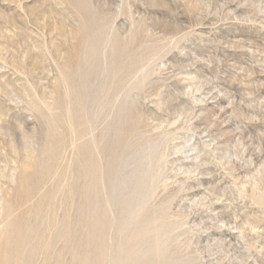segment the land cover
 <instances>
[{
    "label": "rangeland",
    "instance_id": "rangeland-1",
    "mask_svg": "<svg viewBox=\"0 0 264 264\" xmlns=\"http://www.w3.org/2000/svg\"><path fill=\"white\" fill-rule=\"evenodd\" d=\"M121 132L118 178L158 170L150 207L179 264H264V0H0V264L76 263L80 145L101 173ZM52 140L54 168L17 198Z\"/></svg>",
    "mask_w": 264,
    "mask_h": 264
},
{
    "label": "bare ground",
    "instance_id": "bare-ground-1",
    "mask_svg": "<svg viewBox=\"0 0 264 264\" xmlns=\"http://www.w3.org/2000/svg\"><path fill=\"white\" fill-rule=\"evenodd\" d=\"M80 75L81 91L77 98L82 102L86 93H89L90 87L87 74ZM79 107L84 108L83 102L79 103ZM132 123L135 124L129 113L122 125V132H127L132 127ZM122 132L111 136L99 147L108 154L106 167L101 173L91 149V142L86 140L80 145L81 160L77 172H79L78 177L83 181L82 200L85 208L89 207L90 213L88 215L84 212L83 244L81 251L78 249L75 251V264H101L108 256L114 264H179L178 256L171 250L162 211L159 212L150 207L153 188L160 176L158 170L151 172L149 168H143L131 180L120 181L118 178L119 166L128 149L129 135ZM83 136L82 132L81 137ZM50 145L49 150L45 149L47 155L39 164L36 165V158L34 161H29L26 170L32 169L31 173L19 175L15 188L17 198H31L36 194L37 168L39 172H42V177L54 168L59 146L55 145L53 140ZM102 175L104 184L109 189V196H104L103 202L98 181ZM110 204H113L115 208L112 218L109 217L107 209ZM33 208L36 209V203ZM71 226L67 224L61 230L63 237L72 236ZM110 229H113L114 238L111 243H107L106 237ZM9 251L14 252L11 249Z\"/></svg>",
    "mask_w": 264,
    "mask_h": 264
}]
</instances>
